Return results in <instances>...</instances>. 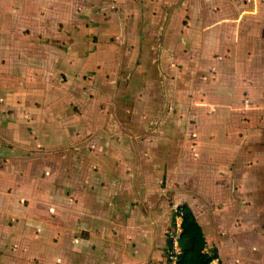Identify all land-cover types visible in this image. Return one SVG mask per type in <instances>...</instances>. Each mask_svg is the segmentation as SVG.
I'll return each instance as SVG.
<instances>
[{
  "label": "crops",
  "instance_id": "0c3cea01",
  "mask_svg": "<svg viewBox=\"0 0 264 264\" xmlns=\"http://www.w3.org/2000/svg\"><path fill=\"white\" fill-rule=\"evenodd\" d=\"M181 204L264 264V0H0V264L160 261Z\"/></svg>",
  "mask_w": 264,
  "mask_h": 264
},
{
  "label": "trees",
  "instance_id": "16d2710c",
  "mask_svg": "<svg viewBox=\"0 0 264 264\" xmlns=\"http://www.w3.org/2000/svg\"><path fill=\"white\" fill-rule=\"evenodd\" d=\"M179 207L182 210L179 264H220L212 262L217 257L216 248L205 249L203 230L192 209L187 204Z\"/></svg>",
  "mask_w": 264,
  "mask_h": 264
},
{
  "label": "built area",
  "instance_id": "2783aa9c",
  "mask_svg": "<svg viewBox=\"0 0 264 264\" xmlns=\"http://www.w3.org/2000/svg\"><path fill=\"white\" fill-rule=\"evenodd\" d=\"M173 220L170 226L165 230L166 246L164 250L163 258L160 261H153L147 264H179L180 253V233H181V215L182 210L179 205L172 207Z\"/></svg>",
  "mask_w": 264,
  "mask_h": 264
},
{
  "label": "rangeland",
  "instance_id": "374dc122",
  "mask_svg": "<svg viewBox=\"0 0 264 264\" xmlns=\"http://www.w3.org/2000/svg\"><path fill=\"white\" fill-rule=\"evenodd\" d=\"M155 43H157V41L155 40ZM257 201V200H256Z\"/></svg>",
  "mask_w": 264,
  "mask_h": 264
}]
</instances>
